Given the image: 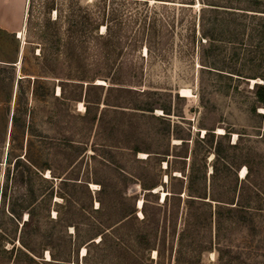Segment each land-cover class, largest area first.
I'll use <instances>...</instances> for the list:
<instances>
[{
	"label": "rangeland",
	"instance_id": "1",
	"mask_svg": "<svg viewBox=\"0 0 264 264\" xmlns=\"http://www.w3.org/2000/svg\"><path fill=\"white\" fill-rule=\"evenodd\" d=\"M70 1L75 8L96 7V0ZM214 1L225 3V0ZM234 1L231 3L234 4ZM184 2L188 0H106L105 18L109 28L106 30L102 25L99 32L108 34V39L114 42L113 46H107L106 51L96 56L85 36L76 35L70 44L73 52L65 61L72 82L82 85L74 88V83H70L66 87V92L72 89L77 93L81 91L82 98L78 101L67 100L60 95L59 82L53 74L56 61L53 51L46 49L40 56L38 47L25 41L24 28L21 37L0 30V264H56L47 262V250L43 251L42 259L27 251L18 241L21 236L35 252L39 251L42 241H49L61 257L69 260L67 264L90 263L93 257L102 264H155L156 261L175 264L178 252L188 250L186 239L179 238L186 208L182 203L176 234L171 237L165 211L169 203L165 207L164 200L167 189L160 184L152 190L155 195L147 198L148 210L158 216L157 227L153 225L149 228V240L155 241L156 248L160 249L158 255L156 250L139 248L135 243L134 232L145 230L142 224L135 221L113 227L115 232L114 229L107 230L115 241H120L115 250L94 248L90 255L84 257L85 248L77 245L89 235L92 222H114L120 214L133 209L138 218L142 217L138 207L139 200L143 198L139 185L131 181L126 194L122 193L124 180L117 166H107L100 159L99 140L102 136L110 134L114 141L123 138L128 146L148 147L163 143L161 138L152 137L142 127L165 126V117L150 119V112H145L146 118L141 117L139 110L118 108L125 110L123 113L105 105V96L110 93L109 99L106 98L108 101L122 98L123 101L138 104L146 102L147 97H159V103L165 105V92L182 95L183 88L190 91V96L182 95L186 97L181 109L184 117L190 120L189 125L183 123V126H190L194 138L197 131H200L199 136L203 134L199 126L214 128L216 135L228 131L230 143H239L248 155L254 172L249 189L256 193H247L251 197L246 224L225 219L218 232L214 217L209 226L199 220L195 246L200 250L190 251V254L200 264H264V108L257 106L249 90L254 82L262 80H249L248 85L242 80L243 76L250 74L264 75V60L259 55L254 60L249 58L252 55L247 52L248 29L242 27L249 19L238 18L229 22V28L224 33L230 34V41L223 44V53L218 58L224 54L225 61L235 67L236 73L242 77L225 72L220 74V71L205 66H210L213 57L204 59V62L201 59L198 42L201 35V0H193V5ZM110 12L119 16L131 14L137 19L131 27L132 36L136 33L140 38L144 32L141 44L128 53V59L123 56L127 54V49L124 54L120 53L117 45L120 27L111 21ZM48 15L50 19L55 17L54 11ZM205 18L210 20L209 15ZM158 34L164 36V46L158 41ZM130 60L136 65V73L139 72V84L129 86L136 91L107 92L108 85H118L121 65H128ZM97 62L100 65L99 74L104 77L95 78L91 84H104V89L92 88L90 102L86 103L84 96L88 81H84L82 76ZM92 70L88 73L94 72ZM142 90L164 96L152 93L141 95ZM171 106L173 110L178 106L174 97L171 98ZM152 114L161 117L163 113L154 110ZM176 121L179 123L178 117L171 116L170 127ZM99 126L102 128L99 129ZM124 128L126 131H121ZM198 154L199 159L202 152ZM113 155V162H119L127 172L137 168L138 163L131 153L115 152ZM146 155L138 152L135 157L144 158ZM211 160L212 154L207 157L208 176ZM190 163L188 156L186 166ZM164 167L162 162L160 170L154 164L136 170H142V173L148 171L159 183L165 184ZM237 173L242 178L246 168L241 167ZM97 180L115 186L101 195L104 204L111 209L109 213L91 212L98 207ZM5 188L6 195L2 194ZM208 209V206L200 205L197 211L201 213ZM211 209H214V204ZM27 212L32 213L33 222L30 227H22L28 218ZM59 215L64 224L72 223L76 228L68 226L66 235H62L60 226L52 222Z\"/></svg>",
	"mask_w": 264,
	"mask_h": 264
},
{
	"label": "trees",
	"instance_id": "2",
	"mask_svg": "<svg viewBox=\"0 0 264 264\" xmlns=\"http://www.w3.org/2000/svg\"><path fill=\"white\" fill-rule=\"evenodd\" d=\"M105 1L106 0H96L95 8L85 9L82 7L75 8L73 1L70 0L66 2L64 0H28L24 24L25 41L38 47L40 56L44 55L46 49L50 50V52L53 51L54 59L56 60L53 74L54 77L58 79L60 95L67 100L78 101L82 98L80 90L78 93L77 91L75 92V89L66 92V87L70 85V83H74V88L82 86L81 84L72 82L73 78L69 77V72L67 71L68 66L65 63L73 52L70 48V44L74 40V36H82L83 34L85 36V41H89L88 44H90L92 50L94 49L96 51V56H100L108 47L113 46L114 42L111 38L108 39L109 35L99 32V27L102 25L105 26L106 30L109 28L105 18ZM231 2L232 0H225L223 4L214 0H201L202 6L199 10L201 35L198 42L201 46L202 61L204 62V59L208 60L210 57H213V60L209 63L210 66H205L220 71L218 72L220 74L225 72L230 75L234 74L241 76L236 73L237 70H235V67L232 68L229 62L225 61L224 54L221 57L222 59L218 58V56L223 53V44L226 45L230 41V38H228L230 34L224 32L228 30L229 22H234L238 18L249 19L247 22L249 24H242L243 29H248L247 40H249V49L247 52L248 55H252L249 58L254 60L256 55H259L262 58L261 60H264V0H235L234 4ZM184 3L188 5L194 4L193 0H188V2ZM52 11H54L55 17L50 19L48 14ZM205 15H209V21L205 18ZM109 16L111 21L116 24V26L120 27V36L117 45L121 49L120 53L124 54L125 49H127V54L122 55L125 59H128V53H132V51L141 44L144 32H142L143 34H141L140 38L136 33L132 36L131 27L137 22V19L132 18L131 14L119 16V14L110 12ZM205 26L209 28L205 29ZM157 36L158 41L162 44L161 46H164V36L162 37L159 34ZM222 36H224V38H221ZM202 39L205 41L202 42ZM260 53H262V56ZM217 60L220 62H216ZM221 60L224 61L222 62L223 64H220ZM123 64L121 65L122 73L117 82L118 85H108L106 87L107 92L122 93L136 91V89L129 87L139 84V72L136 73V65H133L132 60L128 62V65ZM99 68V63H94L89 69L87 68V72L85 71V74L82 76L84 81H88L84 96V101L86 103L90 102L89 94L92 88L104 89V84H91L95 78L104 77V75L99 74ZM92 69L94 72L89 74L88 72H91L90 70ZM256 78H260L262 82L256 81L253 83L252 87L248 89L254 95L257 106L264 108V75L250 74L249 76H243L242 80L245 82V85H248L249 80H255ZM69 80H71V82H69ZM140 92L141 95L152 93L164 96V94L149 92L147 90H142ZM109 94L110 93H108L107 97L105 96L103 103L108 106H113L115 110H120L118 108L139 110L141 111V117H146L144 116L145 112H150V116H148L150 119H162V117H165V126L142 127L144 131L151 133L152 137L156 139L161 138L163 143L148 147H139L136 145L128 146L123 138L114 141L110 134L102 136L103 138L99 140V148L101 150L99 154L101 157H99L107 166H117L116 169H118L120 176H122L124 180L121 190L122 193L126 194L128 183L131 181L139 185L143 195L142 204L139 208L142 217L138 218L135 214L136 210L133 209L125 214H120L114 222L105 221L99 224L98 222L97 224L92 222L89 225V235H87L77 247L83 246L85 248L84 257L90 255L94 248H101L109 251L115 250L117 246H120V241L119 239L115 241L114 236L108 234L109 232L107 230L114 229L115 232V229L119 225L123 223L132 224V222L135 221L137 224H142L145 227V230L137 229L134 232L133 240L135 243L139 248L156 250L158 255L160 249L156 248L155 241L151 242V240H149V231H151L149 228H153V225L157 227L158 216L156 212H150L148 210L149 200L147 198L155 195L152 190L160 184L162 186L165 185V189H167L164 200L165 207L169 203L165 211L169 221L168 227H170L171 237H174L176 234L181 204L183 203L186 208L183 217V228L179 232V238L182 240L186 239L188 250H186V252H178L175 257V264H200L197 258L190 254V251H195L196 249H198L197 251L200 250L198 246H195L197 244L196 235L199 233L196 231L199 220L203 221L202 224L206 223V225L208 224L209 226L212 223V217H214L213 221L215 227L217 226L218 232L225 219L231 222L238 221L244 224H246L248 220L249 197L251 196L247 193L251 192L255 195L256 193L249 189L250 184H252L254 180V172L247 153L239 147V143H230V134L228 131L216 135L213 132L214 128L199 126V129L203 130V134L199 136L200 131H197L196 137L194 138L190 126H183V123L190 124V120L184 117L181 109V106L184 105L186 96L179 95L177 92L174 95L165 92V105L159 103V97L151 99L147 97L148 100L143 104L126 102L123 101L122 98L115 101H108L106 98L109 99ZM172 97L175 98L178 104L176 110H173L171 106ZM96 103H99V101H96ZM201 103L205 105L204 101ZM255 107L256 106L253 107L254 111ZM154 110H161L163 113L162 116L153 115L152 112ZM120 111L125 113V110ZM171 116L178 117L179 119V123L178 121L174 122L172 125L173 127H170ZM101 128L102 126H99V129ZM121 131L125 132L126 128ZM172 140H176V143H172ZM192 142L193 144L190 148V143ZM115 152L131 153L134 161L138 163L136 169H142L143 167L154 164L157 165L160 170L162 169L161 164L164 162V172L167 177L166 183H159L148 171L142 173V170L135 169L127 172L119 162H113L115 157L113 154ZM138 152L146 153L147 155L144 158H136L135 155ZM198 152H202L199 159L197 158L199 155ZM210 154H212L210 165L211 172L208 176L207 157ZM188 156L189 159H191V163L187 167L186 158ZM92 157L95 159V154H93ZM241 167L246 168V173L242 178H239L237 172ZM96 183L99 185L96 199L98 207L91 209V212L94 214L109 213L111 209L104 204L101 195L107 190L110 191V189L115 188V186L112 185V183L110 185L102 180H97ZM6 189L7 188H5L2 194L5 193L6 195ZM132 199L134 205L136 197L134 196ZM212 204H214L213 210L211 209ZM200 205L208 206V211L205 212V210H203L199 213L197 208ZM27 215L28 218L22 223V227H30L33 222L32 213L27 212ZM63 221L64 219L60 215L56 217L55 221H52L54 224L60 226L62 235H66V228L68 226H72L74 229L76 228L75 224H64ZM51 235L52 232L48 234L49 237ZM96 238H98L97 241H95ZM18 241L27 251L40 259L43 258V251L47 250L49 253V261L47 262L49 263L67 264V262H69V260L61 257L58 252L53 249L49 241H42V245L38 252H35L32 247L28 246L22 239V236L18 238ZM13 248L14 245L11 249L13 250ZM202 249L204 248H201V250ZM23 253L28 256L26 252ZM86 264L102 263L98 262V260L93 257L91 262ZM155 264L160 263L156 261Z\"/></svg>",
	"mask_w": 264,
	"mask_h": 264
},
{
	"label": "crops",
	"instance_id": "3",
	"mask_svg": "<svg viewBox=\"0 0 264 264\" xmlns=\"http://www.w3.org/2000/svg\"><path fill=\"white\" fill-rule=\"evenodd\" d=\"M27 2L28 0H0V30L13 34L18 31L22 32Z\"/></svg>",
	"mask_w": 264,
	"mask_h": 264
},
{
	"label": "bare ground",
	"instance_id": "4",
	"mask_svg": "<svg viewBox=\"0 0 264 264\" xmlns=\"http://www.w3.org/2000/svg\"><path fill=\"white\" fill-rule=\"evenodd\" d=\"M9 20H10V19H9ZM11 21H12V20H11ZM16 34H17V35H16L17 37H21L23 33H22L21 31H18ZM189 92H190V91H189L188 89H184V88H183V89H181V92H180V93H181L182 95H187V96H188V95H189ZM189 96H190V95H189ZM220 130H221V129H220ZM242 172H244V170H243ZM141 204H142V200H139V202H138V207H140Z\"/></svg>",
	"mask_w": 264,
	"mask_h": 264
}]
</instances>
